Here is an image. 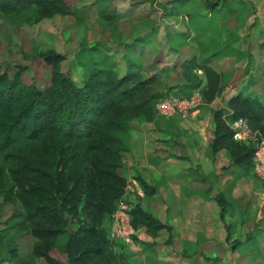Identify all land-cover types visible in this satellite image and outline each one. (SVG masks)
<instances>
[{"label": "trees", "instance_id": "obj_1", "mask_svg": "<svg viewBox=\"0 0 264 264\" xmlns=\"http://www.w3.org/2000/svg\"><path fill=\"white\" fill-rule=\"evenodd\" d=\"M80 2L0 0L4 33L0 55L9 52L12 33L21 34L24 27L54 16H74L73 8ZM195 3L171 0L170 7L164 9L167 16H185L194 31L193 35H167L169 48L181 52L194 43L199 50L198 56L193 54L164 70L165 82H175L167 84L166 89L161 88L157 76L161 55L144 39L124 44L127 70L122 74L107 53L80 52L77 58L85 67L80 85L74 82L71 71H62V55L52 50L38 52L24 40L20 51L25 63L15 60L11 76L0 65V212L5 203L18 206L0 223V264H35L36 259H44L47 264H139L129 257L127 246L108 238L107 226L128 189L124 155L131 147L132 122H153L156 103L175 88L186 91L183 97L199 91L204 102L211 103L225 88L235 87L228 82L233 72H217L209 59H246V68L253 60L249 52L234 49L222 38L244 14H251L248 2L204 0V12L197 10ZM97 15L106 27L126 20V15L109 2L98 6ZM75 17L79 22L80 17ZM29 68L32 76L27 75ZM43 70L49 71L47 79L42 77ZM141 71H148V76ZM255 82L249 78L246 86L212 112L209 157L214 160L219 151L226 150L230 164L224 170L234 180L254 177V148L253 144L234 140L228 123L244 119L252 131L264 136V83L257 94L252 89ZM206 178L201 174L196 180L204 183ZM136 180L144 195L152 198L156 187L140 177ZM261 185L264 192V183ZM212 200L219 205L223 221L229 203L220 193ZM244 200L247 206L252 204V197ZM129 207L134 228L144 229L153 239L164 230L171 243L169 223L140 204ZM224 227L229 239L230 225L225 223ZM21 232L34 238L27 258L20 256L16 244Z\"/></svg>", "mask_w": 264, "mask_h": 264}, {"label": "rangeland", "instance_id": "obj_2", "mask_svg": "<svg viewBox=\"0 0 264 264\" xmlns=\"http://www.w3.org/2000/svg\"><path fill=\"white\" fill-rule=\"evenodd\" d=\"M245 1L249 4L248 8L251 14H244L234 28L223 33L222 38L229 41L234 49L249 52L253 58L251 66L246 68V59L238 62L232 57H225L221 60L209 59L208 63L218 72L232 71V77L228 82L234 83L236 86H246L249 78L256 81L252 89L258 94L264 85V0ZM108 2L116 6L120 13L126 15L124 23L114 27L103 25V21L97 15V8ZM203 2L204 0H196L194 7L204 12ZM170 3L171 0H157L153 4L132 0H81L73 8V13L80 17L79 22L75 15H58L42 20L36 25L24 27L21 34L12 33L11 42L8 45L9 52L0 55L1 68L11 76L15 72V60L25 63L20 51L21 41L24 40L27 46L34 45L38 52L52 50L62 55L64 58L61 64L62 71H71L74 82L80 85L85 71L84 64L77 58L80 52H92L95 55L98 54L96 51L107 53L115 63L116 71L122 74L127 70L124 44L131 43L135 39H144L149 41L154 50L161 55L162 61L158 66L157 76L162 84L161 88L166 89L167 84L174 85L175 82H165L164 70L170 69L193 54L197 56L199 54L198 47L194 43L181 52H174L169 48L170 41L167 39V35L172 36L184 32L194 34L192 28L188 26L185 16L165 15L164 9L170 7ZM3 34V23L0 21L2 45H4ZM141 72L145 77L149 74L148 71ZM27 75H33L31 68L28 69ZM48 75V70L42 71V77L47 79ZM199 75L201 79H204L202 74ZM179 82L184 83L181 79ZM233 88H229V91L224 90L211 103L204 102L199 107L197 114L186 121L174 117L166 119L156 115L155 120L150 123L132 122L131 147L129 152L124 155L126 166L124 173L128 179V189L127 196L121 200L122 203L140 204L144 210L156 218L170 223V204H173L176 210L181 211L179 216L184 214L183 209L193 213L194 209L198 207L197 202L190 199H195L194 193H203L204 196L206 186L198 184L199 181L198 183L194 182L197 176L203 174L207 176L212 195L222 193L230 204V216H226V222L237 231L235 240H242L245 228L242 225L237 226L236 223L240 221L239 216L245 207L239 201L242 191L232 189L231 186L228 187L234 183L233 178L228 176L224 170L230 164V158L221 164L209 157V145L213 139L212 112L224 105L226 97ZM181 90V88H175L171 92L165 93L164 97H183L186 95V91L182 92ZM164 152L170 153L172 158L164 159L166 157ZM184 157L188 159L185 160ZM150 158L158 161V165H150L148 162ZM136 177H140L150 185L159 186L158 192L152 199L146 198L140 186L134 184ZM254 177L250 175L240 181L250 187L253 196H255L253 191L254 182H256V177ZM251 180L253 184H251ZM186 184L187 186H185ZM176 192L181 195L179 202L173 196ZM139 193L143 195L140 196ZM168 193L171 196H168ZM166 198H170L169 202L165 200ZM202 203L203 209L208 213L216 209L217 204L214 200L207 198ZM17 208L18 206L15 205L3 204L0 223L11 217ZM246 211L245 214L250 218L262 217L264 216V202L255 196L254 203ZM179 216L177 217L175 213V230L170 244L166 241V231L157 237V242H152L144 234V230L139 229L140 240L128 250L129 257L139 264H235L243 252H247L246 249L249 248V246H241L234 249L229 244L228 248L216 246L213 250H206L202 248L204 241L199 239L197 234L199 231L195 232L194 227L190 229V234H197L199 241L186 244L182 238V230H180L183 218H179ZM259 222L260 225H264V218H261ZM200 225L205 228L204 225ZM33 242L34 238L28 232H21L17 236L16 244L21 257L27 258L31 255ZM199 253L201 256L198 255ZM251 257H254L253 254ZM254 262L264 264V254L261 257L257 255L251 264H255ZM35 264L47 263L44 259H36Z\"/></svg>", "mask_w": 264, "mask_h": 264}, {"label": "crops", "instance_id": "obj_3", "mask_svg": "<svg viewBox=\"0 0 264 264\" xmlns=\"http://www.w3.org/2000/svg\"><path fill=\"white\" fill-rule=\"evenodd\" d=\"M219 72L223 73V72H227V71H219ZM241 87L242 86L237 85L233 89H231L230 90L231 92L226 97L225 102L229 99L230 96L235 94ZM229 88H231V87H227V88H225V90L227 89L229 91ZM169 158H172V157L171 156L170 157L169 156L164 157V159H169ZM150 159H148V162L150 163V165H152V166L158 165V161H154V160H152V159L150 160ZM176 159L179 160L180 158H176ZM187 159L188 158L186 157L185 160H187ZM228 160H229V155L226 152V150H221L215 155V158L213 161L223 164V163L227 162ZM227 175L230 176L228 173H227ZM243 179H245V178L236 179V180L233 179L234 183H232L233 186L231 187L232 189L235 188V190L242 191V193H241L242 195H241L239 201L241 204H243V207H245V210H242L243 212L239 216L240 221L238 223H236L237 226L242 225L245 228V231L243 232L244 237L242 238V240H239V241L235 240V236L237 234V231L232 227L231 224L226 222V216L229 215L230 209H229V212L224 216L223 221L220 219V207L217 203H216L217 204L216 209H214V211L211 210L210 213H208L206 210L203 209V206H204L202 203L203 200H206L207 198L209 199V197H210L209 200H212V198H214L215 196H217L219 194V193H217L215 196L212 195V192H211L212 189L210 188V186H208V179L207 178L204 181V183H202V182L198 183L197 180H194L195 183H198L200 185L204 184L206 187H205V191H204V196H203V193L202 194L194 193V195H196L195 199H190L192 201L197 202V204H198V207L194 209L193 213H192V211H187V209H183L184 214L179 216L181 211L176 210L174 208L173 204L169 205L170 206V215H169L170 223L169 224L172 227V236H173V232L175 230L174 217H175V213H176L177 217L179 216V218H183L181 221L182 225L180 227V230H182L181 231L183 233L182 238L185 240L186 244L187 243L190 244L191 242H196V240L198 242L199 239L201 238L204 241V246L202 248H204L206 250H213V248L215 249L216 246L228 248L229 244H231L230 247L234 248V249H237L238 247H241V246H249V248L246 249L247 252H245V253L243 252L242 256H240L241 258L238 259L235 264H251V262H253L255 257H257V255H259V257H261L264 254L263 253V249H264V225H260L259 220L261 218H264V216L257 217V218H255V217L250 218L245 213H247L246 210H249V207L254 203L255 196L259 197V199H261L264 202V192L262 190V185H261L262 182L258 181V179L255 180L256 182H254V191H253V194L255 196H253V195H251L250 187H248V185L245 186L243 184V182H240ZM134 184L136 186H140L139 183L137 182V180H136V182H134ZM232 184H230L228 187H230ZM251 184H253L252 180H251ZM148 185H150V184H148ZM150 186L156 187V191L153 194V196H154L158 192L159 186H157V185H150ZM185 186H187V184ZM168 194H169L168 196H171L170 193H168ZM206 194H207V196H206ZM220 194H222V193H220ZM126 196H127V194H125V196L123 198H125ZM173 196L177 202L181 201V195H179V193L176 192V193H174ZM246 197H252V204L250 206H247V204H246L247 202H246V200H244V198H246ZM152 198H150V199H152ZM165 200L167 202H169L168 200H170V198H166ZM226 201H227V199H226ZM162 222H164V221H162ZM225 223L230 225V229H229L230 237H229V239H227V232H226V229L224 227ZM200 224L204 225L205 228H202L203 226H201ZM193 227H194L195 232L199 231L197 233L199 236V239H197V234H195L196 236L190 234L191 233L190 229H192ZM163 231H161L159 233L158 237L163 233ZM144 234L146 236H148L146 234L145 230H144ZM166 234H167V232H166ZM199 234H201V235H199ZM256 236H258L257 239H256ZM148 237L152 240V242L153 241L157 242V238L153 239L150 236H148ZM167 237H168V235H167ZM138 240H140L139 235H138ZM262 241H263V243H262ZM171 242H172V240H171ZM235 243H237V245L233 246V244H235ZM183 249H182V251H183ZM183 252H185V251H183ZM251 254H253L254 257H251ZM198 255L201 256V253H199ZM254 263L257 264L256 262H254ZM198 264H201V263H198Z\"/></svg>", "mask_w": 264, "mask_h": 264}, {"label": "built area", "instance_id": "obj_4", "mask_svg": "<svg viewBox=\"0 0 264 264\" xmlns=\"http://www.w3.org/2000/svg\"><path fill=\"white\" fill-rule=\"evenodd\" d=\"M202 74L201 70L197 72ZM204 100L199 91L193 92L188 97L167 96L161 98L155 105L156 114L161 118H178L186 121L194 117ZM233 130V139L246 144H253V175L258 181L264 183V136L252 131L244 119H238L228 123ZM142 196V193H139ZM129 205L118 204L117 210L112 215L108 225V238L127 246L129 249L138 242V230L134 228L129 214Z\"/></svg>", "mask_w": 264, "mask_h": 264}]
</instances>
